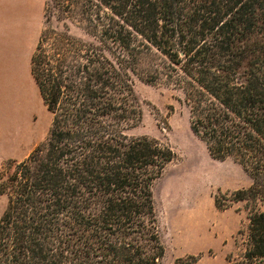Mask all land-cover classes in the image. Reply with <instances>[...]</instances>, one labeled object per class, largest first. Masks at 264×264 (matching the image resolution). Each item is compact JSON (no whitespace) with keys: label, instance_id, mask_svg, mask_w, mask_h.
<instances>
[{"label":"trees","instance_id":"trees-1","mask_svg":"<svg viewBox=\"0 0 264 264\" xmlns=\"http://www.w3.org/2000/svg\"><path fill=\"white\" fill-rule=\"evenodd\" d=\"M60 1L82 35L46 27L32 55L53 118L0 173V264H161L153 184L176 153L127 135L143 118L135 75L181 89L211 155L249 173L232 198L255 204L247 248L230 264H264V0Z\"/></svg>","mask_w":264,"mask_h":264},{"label":"rangeland","instance_id":"rangeland-1","mask_svg":"<svg viewBox=\"0 0 264 264\" xmlns=\"http://www.w3.org/2000/svg\"><path fill=\"white\" fill-rule=\"evenodd\" d=\"M66 15L60 0H0V173L27 158L48 137L53 116L32 75L31 59L46 27L60 31L67 22L72 33L82 35ZM155 62L160 60L147 56L141 67ZM134 83L143 118L127 126V135L155 138L176 153L153 184L165 247L161 264H230L246 251L255 206L232 201L233 192L248 188L251 176L233 157L211 155L191 128L181 89L163 81L148 83L137 75ZM216 198L223 209L216 206ZM5 207L6 197L0 195V218Z\"/></svg>","mask_w":264,"mask_h":264}]
</instances>
